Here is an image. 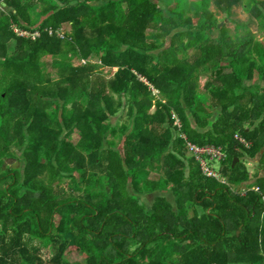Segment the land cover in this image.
Returning a JSON list of instances; mask_svg holds the SVG:
<instances>
[{
  "label": "trees",
  "instance_id": "trees-1",
  "mask_svg": "<svg viewBox=\"0 0 264 264\" xmlns=\"http://www.w3.org/2000/svg\"><path fill=\"white\" fill-rule=\"evenodd\" d=\"M73 252L264 264L263 0H0V264Z\"/></svg>",
  "mask_w": 264,
  "mask_h": 264
},
{
  "label": "rangeland",
  "instance_id": "rangeland-1",
  "mask_svg": "<svg viewBox=\"0 0 264 264\" xmlns=\"http://www.w3.org/2000/svg\"><path fill=\"white\" fill-rule=\"evenodd\" d=\"M190 1L197 2V1H199V0H190ZM263 1H264V0H263ZM5 7H6V5H5ZM212 9H213L214 11H217V8H216L215 6H213ZM7 10H9V9H7ZM9 11H11V10H9ZM217 12H218V11H217ZM224 16H225L224 14L219 15V19H220V21H221L222 24L225 22ZM233 17H234L235 21H233V23H230V26H231L233 29H234V27H235V25H236V24H235L236 21H244V22H247V23L250 24L251 29H252L256 34L258 33V29H257L258 26H257L255 23H252V22L250 21V19H251V15H250L249 12L244 8V5H243V4H241V5L237 6V7H235V9H234V13H233ZM16 30H17V29H16ZM19 31H21V30H20V29L18 30V33L20 34ZM218 32H219V31H216V35L218 34ZM258 37H259V34H258ZM10 44L14 47V45H15V41H14V40L10 41ZM101 71L104 72V74H105L107 77H112V76H113V73H114L115 71H117V69L115 68V69L112 70V69L103 68V69H101ZM54 76H55V74H54ZM187 157H188V159H190L191 157H193L192 153H188V154H187ZM8 162H9V160H8ZM245 165H246V168H247V170L249 171V173H252V176L255 175V174L257 173V170H258V160H257V159H254V160H252V159H248V160H246ZM7 166H18V164H17V165H14L13 162H12V160H10L9 164L7 163ZM245 189H246V188H245ZM72 194L75 195L74 192H73ZM155 196H156L155 194H150V195H144V196H142V198H143V200H144L149 206H151V204H152L153 199H154ZM171 198H172V197H171ZM36 242H37L38 244L41 243L40 240H37ZM43 247H45V246L43 245ZM43 251H44V252H43V253H44V258H45V259H48V258L50 257V252H49V250L46 249V248H44ZM84 258H85V256H84V254H82L81 252H73V253H70L69 256H68L69 261L72 262V263H74V262H82V264H85V263H83Z\"/></svg>",
  "mask_w": 264,
  "mask_h": 264
},
{
  "label": "built area",
  "instance_id": "built-area-1",
  "mask_svg": "<svg viewBox=\"0 0 264 264\" xmlns=\"http://www.w3.org/2000/svg\"><path fill=\"white\" fill-rule=\"evenodd\" d=\"M19 29H17L18 31ZM21 35H30L31 33L27 31H19ZM33 36L40 35V32H36L34 34H31ZM178 126H180L179 121L177 122ZM237 138L242 141V143L248 147L249 144L242 139L241 137L237 136ZM190 149L192 152H194L197 155V158L199 159V162L201 163V166L203 168V171L206 175L210 177H218L221 178L220 174L217 173L214 168L211 166V164L215 162H221L222 159L226 157L225 153L223 152L222 148L216 147V146H207V147H198L193 144H189Z\"/></svg>",
  "mask_w": 264,
  "mask_h": 264
},
{
  "label": "crops",
  "instance_id": "crops-1",
  "mask_svg": "<svg viewBox=\"0 0 264 264\" xmlns=\"http://www.w3.org/2000/svg\"><path fill=\"white\" fill-rule=\"evenodd\" d=\"M190 144V143H189ZM189 144H188V147L190 148V146H189ZM190 151H191V149H190ZM192 152V151H191ZM193 154H195L194 152H192ZM195 156L197 157V155L195 154ZM251 175H252V173H250ZM254 181H252V183H253ZM251 184V183H250ZM157 194L158 193H155V195L157 196ZM162 195H165V196H167L171 201H173L174 202V197L172 196V194L171 193H164V194H162ZM155 196V197H156ZM172 197V198H171Z\"/></svg>",
  "mask_w": 264,
  "mask_h": 264
},
{
  "label": "flooded vegetation",
  "instance_id": "flooded-vegetation-1",
  "mask_svg": "<svg viewBox=\"0 0 264 264\" xmlns=\"http://www.w3.org/2000/svg\"><path fill=\"white\" fill-rule=\"evenodd\" d=\"M12 162H13L14 165L18 164V166H13L14 168H18L19 167L20 164L18 162H16V160H12Z\"/></svg>",
  "mask_w": 264,
  "mask_h": 264
},
{
  "label": "water",
  "instance_id": "water-1",
  "mask_svg": "<svg viewBox=\"0 0 264 264\" xmlns=\"http://www.w3.org/2000/svg\"><path fill=\"white\" fill-rule=\"evenodd\" d=\"M237 162H238V159L235 160L234 166L237 164Z\"/></svg>",
  "mask_w": 264,
  "mask_h": 264
}]
</instances>
